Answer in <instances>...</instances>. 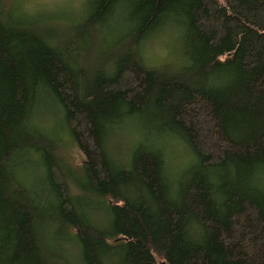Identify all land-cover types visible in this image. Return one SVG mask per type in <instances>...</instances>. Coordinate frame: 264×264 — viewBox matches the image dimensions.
Wrapping results in <instances>:
<instances>
[{"label":"trees","instance_id":"obj_1","mask_svg":"<svg viewBox=\"0 0 264 264\" xmlns=\"http://www.w3.org/2000/svg\"><path fill=\"white\" fill-rule=\"evenodd\" d=\"M78 8L0 5V264H264V0Z\"/></svg>","mask_w":264,"mask_h":264},{"label":"rangeland","instance_id":"obj_2","mask_svg":"<svg viewBox=\"0 0 264 264\" xmlns=\"http://www.w3.org/2000/svg\"><path fill=\"white\" fill-rule=\"evenodd\" d=\"M87 2L88 0H0V5L5 10L26 17L32 16L36 20L41 19L39 16L46 15L51 21H62L66 17H69L68 19L74 18L78 12V7L81 5V9H84V5L87 7ZM15 17L19 18L18 15H12V18ZM165 38L162 37L154 42L152 48L148 50L150 58H155V60L161 62L169 56V48L164 46L167 45ZM37 118L41 121V116ZM47 119L48 126H53V134L57 136V145L54 152L59 166L63 168L60 175L64 180L68 193L73 195L78 191L73 180L80 174L79 167L83 162V156L73 140L62 131L60 114L48 115ZM58 126L61 130H58ZM126 135L129 136V133L123 131L120 136H116L113 141L109 142L119 155L124 154L125 147L129 142ZM70 174H73L72 177Z\"/></svg>","mask_w":264,"mask_h":264}]
</instances>
